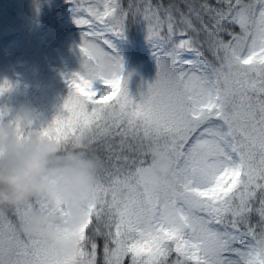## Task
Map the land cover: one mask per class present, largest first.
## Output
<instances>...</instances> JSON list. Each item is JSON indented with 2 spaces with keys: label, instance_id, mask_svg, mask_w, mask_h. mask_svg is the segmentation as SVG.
I'll use <instances>...</instances> for the list:
<instances>
[{
  "label": "snow or ice",
  "instance_id": "1",
  "mask_svg": "<svg viewBox=\"0 0 264 264\" xmlns=\"http://www.w3.org/2000/svg\"><path fill=\"white\" fill-rule=\"evenodd\" d=\"M102 7L90 5L88 20L77 3L74 22L92 27L96 21L102 31L122 35L128 13L120 0ZM186 8L174 14L170 6L161 16L150 0L145 5L148 38L171 48L153 52L157 76L138 98L129 93L111 42L103 41L104 51L93 42L100 38L95 31L81 33V71L67 80L63 111L39 131L65 146L87 134L92 150L103 141L111 151L110 138L119 136L121 153L132 155L117 157L123 168L100 161L87 231L70 253L40 237H21L18 221L39 202L9 210L15 221L0 212V264H125L126 257L130 264H264V0H200ZM201 32L211 60L198 46ZM185 52L196 59H183ZM97 80L105 85L99 96ZM9 87L0 84V95ZM7 112L0 108V118ZM147 148L167 154L170 180L143 174ZM165 185L170 190L154 199Z\"/></svg>",
  "mask_w": 264,
  "mask_h": 264
},
{
  "label": "trees",
  "instance_id": "2",
  "mask_svg": "<svg viewBox=\"0 0 264 264\" xmlns=\"http://www.w3.org/2000/svg\"><path fill=\"white\" fill-rule=\"evenodd\" d=\"M68 1L73 2L0 0V84L7 81L10 85L9 90L0 95V108L15 109L21 104L26 105L33 111L37 121L44 123L50 122L63 111V102L70 91L67 80L73 73L81 71L82 64L79 47L67 34L70 23L60 17V12ZM91 1H95L100 7L106 2ZM209 2L216 4V0ZM77 3L81 8L78 14L94 5L90 0H75V7ZM148 3L149 0H120L121 7L128 13L124 32L119 35L127 46V61L122 76L127 78L129 93L134 98H138L139 93L146 90L147 84L157 76L158 67L153 52L163 54L171 48L167 41L157 37L148 38V23L143 16L144 7ZM150 3L154 8H159L163 16L164 10L170 6L176 14L177 10L186 12L187 4H199L200 0H150ZM227 27L230 31H240L238 25L229 24ZM11 33L17 37L16 48L23 53L22 77L12 71L8 63L9 54L2 47V39ZM161 35H166V28ZM221 37L226 41L230 39L227 32H222ZM184 38L186 37H175L177 40ZM200 45V50L211 60L212 52L203 32L198 37V46ZM55 49L61 52L62 58ZM193 59H196L195 55L190 58ZM100 94L102 93L97 96ZM110 142L113 146L111 151L102 146L103 141L94 144L92 151L108 166L125 167L123 160L117 157L132 154L127 151L121 153L119 136L110 138ZM256 204L258 206V201ZM6 214L9 219L15 221L11 211ZM258 220L259 217L253 214L251 224L256 226ZM256 230L259 232V228ZM97 244V260L102 261L103 239L98 238ZM175 255L173 253L169 259H175ZM125 264H130L127 257Z\"/></svg>",
  "mask_w": 264,
  "mask_h": 264
},
{
  "label": "clouds",
  "instance_id": "3",
  "mask_svg": "<svg viewBox=\"0 0 264 264\" xmlns=\"http://www.w3.org/2000/svg\"><path fill=\"white\" fill-rule=\"evenodd\" d=\"M7 109L0 118V212L39 202L18 221L21 237H40L57 251L70 253L87 230L100 160L87 134L65 146L40 133L46 123L37 121L28 106ZM144 154L149 163L143 174L170 180L167 154L156 148ZM168 190L170 185H165L153 198Z\"/></svg>",
  "mask_w": 264,
  "mask_h": 264
},
{
  "label": "rangeland",
  "instance_id": "4",
  "mask_svg": "<svg viewBox=\"0 0 264 264\" xmlns=\"http://www.w3.org/2000/svg\"><path fill=\"white\" fill-rule=\"evenodd\" d=\"M90 3L96 5L95 1H90ZM74 9H75L74 3L68 1L65 3L64 7L60 12V17L64 18L67 22L70 23L67 27V34L72 38L74 43L77 46L80 45L82 32L91 33L95 31L100 38L99 40L93 42L96 43L104 51H108L106 45L103 44V41L104 40L110 41L115 51L119 53V55L121 56L123 62V68H124L127 59V52H126V45L123 42V40L118 35H115V33L111 31H106V30L102 31L103 25L98 24L96 21H93L92 27H89L88 25L78 26L75 22H73L75 16ZM100 9L102 11L103 7H100ZM78 15L84 19L92 20L88 12H82ZM16 44H17V37L14 33L8 34L2 39V47L9 54L8 63L12 68V71L18 76L22 77L23 76L22 65L24 64V57L22 51L16 48ZM54 51H56L59 57L62 58V54L61 52H59L58 49H55ZM190 55H192V53L185 52L183 53L182 58L187 60ZM93 89L96 91L97 94L103 93L105 91V85L99 80H97L93 82ZM235 246L243 247L240 244H237ZM225 255L226 256L231 255L232 259H239V257H236L234 254L225 253Z\"/></svg>",
  "mask_w": 264,
  "mask_h": 264
}]
</instances>
